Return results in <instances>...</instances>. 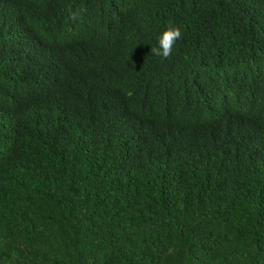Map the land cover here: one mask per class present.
<instances>
[{
    "label": "trees",
    "instance_id": "1",
    "mask_svg": "<svg viewBox=\"0 0 264 264\" xmlns=\"http://www.w3.org/2000/svg\"><path fill=\"white\" fill-rule=\"evenodd\" d=\"M0 264H264V0H0Z\"/></svg>",
    "mask_w": 264,
    "mask_h": 264
},
{
    "label": "clouds",
    "instance_id": "2",
    "mask_svg": "<svg viewBox=\"0 0 264 264\" xmlns=\"http://www.w3.org/2000/svg\"><path fill=\"white\" fill-rule=\"evenodd\" d=\"M180 38H182L181 28L178 25H175L174 23L169 22V24L167 25L165 30L159 36L158 47L152 48L151 52L156 56H160L163 59H167L172 55L174 45L176 44L177 40ZM80 39L85 46H90L91 38H90V33L88 30L87 31L85 29L83 30L82 35L80 36ZM34 51H35V53L39 59L43 58L45 53H46V52H44V50H38V51L34 50ZM48 58H49L48 59V62H49L48 65H59V66L64 65V60L54 59L52 54L48 55ZM224 91L225 90L220 91V96L224 93ZM218 97L219 96H216V97H214V99H217ZM229 99L230 98H228V95L223 94L221 96V99H220V105H222V103L224 104V102L226 101V103H225L226 109L232 110V105H231ZM172 102H174V101H172ZM236 105H237V107H236V110L234 112V115L237 114L238 112H240V110H241V103L238 102V100H237ZM232 114H233V111H232ZM214 115H216V113L209 112L207 116L209 118V117H212Z\"/></svg>",
    "mask_w": 264,
    "mask_h": 264
}]
</instances>
